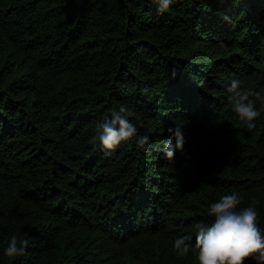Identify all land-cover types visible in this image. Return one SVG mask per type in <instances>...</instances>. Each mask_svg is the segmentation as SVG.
I'll return each mask as SVG.
<instances>
[{"label":"trees","instance_id":"obj_1","mask_svg":"<svg viewBox=\"0 0 264 264\" xmlns=\"http://www.w3.org/2000/svg\"><path fill=\"white\" fill-rule=\"evenodd\" d=\"M233 78L264 88V0H0V264H199L172 241L232 192L264 231V111L248 129ZM120 105L144 150L91 142Z\"/></svg>","mask_w":264,"mask_h":264},{"label":"clouds","instance_id":"obj_2","mask_svg":"<svg viewBox=\"0 0 264 264\" xmlns=\"http://www.w3.org/2000/svg\"><path fill=\"white\" fill-rule=\"evenodd\" d=\"M176 0H153L158 12H164ZM227 19V17L225 18ZM175 75V69H173ZM231 110L254 128L256 118L264 111V88L245 89L239 79H231L227 85ZM257 101L259 107H257ZM129 110L120 105L97 123L96 132L91 137L94 146L111 153L121 143L133 140L138 148L145 149L149 136H137V126L131 121ZM169 139L164 140L162 155L169 161L184 146L181 127L169 128ZM241 203L238 193L221 195L208 205V214L213 217L210 223L198 221L194 225V241L188 235H177L172 241L173 252L177 257L187 256L190 249L195 251L199 264H246L250 259L254 264H264V231L257 223L258 211L251 204L237 210ZM28 241L18 240L12 235L3 249V255L14 258L25 253Z\"/></svg>","mask_w":264,"mask_h":264}]
</instances>
